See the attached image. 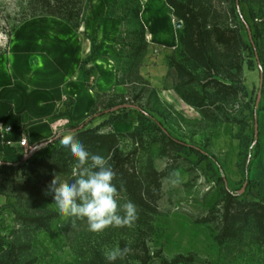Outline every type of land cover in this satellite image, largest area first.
Masks as SVG:
<instances>
[{"label": "rangeland", "instance_id": "374dc122", "mask_svg": "<svg viewBox=\"0 0 264 264\" xmlns=\"http://www.w3.org/2000/svg\"><path fill=\"white\" fill-rule=\"evenodd\" d=\"M83 1L77 6L79 15L70 21L85 45L76 83L92 89L95 99L78 130L119 133L117 142L107 147L83 145L110 165L116 157L128 156L143 179L152 167L165 172L159 210L152 215L135 204L138 218L133 226L110 227L100 234L89 231L86 220H77L73 227L71 219L59 215L49 192L54 177L67 183L75 179V159L54 135L30 147L17 162L2 165L0 191L11 202L0 206L1 252L15 245L23 264H138L147 247L152 264L179 254L192 255L184 264H264V244L252 223L219 244L215 236L220 219L196 222L222 207V191L229 182L230 154L212 152L215 129L231 125L241 143V170L249 169L264 150V0H190L206 18L207 28L218 24L237 29L243 40V45L227 48L211 38L210 69L183 51V26L177 27L176 49L149 40L144 0H109L96 30L86 15L91 0ZM162 1L172 8L175 22H183ZM37 7V0H0V57L13 31ZM169 91L170 100L165 98ZM174 171L180 173L176 185L171 183ZM233 191L240 199H264V186L248 178ZM118 192L121 205L130 201L125 191ZM125 247L131 251L123 259L106 260L105 251Z\"/></svg>", "mask_w": 264, "mask_h": 264}, {"label": "crops", "instance_id": "0c3cea01", "mask_svg": "<svg viewBox=\"0 0 264 264\" xmlns=\"http://www.w3.org/2000/svg\"><path fill=\"white\" fill-rule=\"evenodd\" d=\"M107 3L109 0L89 2L86 15L93 30L99 28L98 15ZM144 3L143 19L149 40L178 48L179 28L172 8L162 0ZM84 55L81 33L65 19L35 16L13 31L6 53L0 57V123L14 129L6 136L10 144L0 143V176L2 165L17 162L27 148L60 130L79 129L95 99L92 89L76 83ZM165 95L168 100L173 97L170 91ZM232 132L231 125L223 124L215 129L211 141L212 152L230 154L227 188L233 191L246 178L264 186V150L253 159L249 169H239L241 143ZM22 134L28 139L27 147L20 145ZM10 202L11 197L0 191V206Z\"/></svg>", "mask_w": 264, "mask_h": 264}, {"label": "trees", "instance_id": "16d2710c", "mask_svg": "<svg viewBox=\"0 0 264 264\" xmlns=\"http://www.w3.org/2000/svg\"><path fill=\"white\" fill-rule=\"evenodd\" d=\"M173 8L175 14L183 20V33L181 36V45L183 51L194 63L199 64L205 69H210L212 60L207 52V46L211 38L220 45L227 48L243 45L242 37L237 29L223 28L218 24L207 28V21L199 11H195L192 1L166 0ZM83 0H37L38 7L33 10L35 16L51 15L71 21L79 15L78 4ZM40 9V11L38 10ZM40 13H39V12ZM39 13V14H36ZM182 98L194 106L200 105L191 101L188 97L181 94ZM76 138L82 144H91L99 147H107L115 142L119 133H101L98 128L77 130ZM174 141V140H172ZM13 164V163H12ZM5 166L11 165L9 163ZM116 176L113 183L118 190L127 193L130 201L144 212L155 215L158 213V201L162 196V180L165 172L151 168L143 179L138 175L134 162L127 157L118 156L111 164ZM222 209H213L211 216H205L198 219L197 223H210L220 219L222 226L219 229L215 240L219 244H224L226 240L237 235L238 231L246 225L252 223L259 233V240L264 244V199L262 201H248L240 199L234 191L225 188L222 191L221 198ZM218 217H215V215ZM182 254L177 255L172 260L164 259L160 264H184L191 260ZM138 264H152V255L150 250L137 257ZM0 264H23L19 248L15 245L8 247L0 253ZM125 264H131L126 261Z\"/></svg>", "mask_w": 264, "mask_h": 264}, {"label": "clouds", "instance_id": "9594fccd", "mask_svg": "<svg viewBox=\"0 0 264 264\" xmlns=\"http://www.w3.org/2000/svg\"><path fill=\"white\" fill-rule=\"evenodd\" d=\"M59 143L68 148L75 159L72 166L73 182H60L54 177L49 185L54 203L63 219H71L72 226L77 220H86L88 230L100 234L110 227H131L138 218L137 209L131 201L122 205L118 202L119 192L113 180L115 172L108 160L91 154L76 138L71 129L56 133ZM171 183H180V173H171ZM130 248H115L105 251L106 260L114 262L123 259Z\"/></svg>", "mask_w": 264, "mask_h": 264}, {"label": "built area", "instance_id": "2783aa9c", "mask_svg": "<svg viewBox=\"0 0 264 264\" xmlns=\"http://www.w3.org/2000/svg\"><path fill=\"white\" fill-rule=\"evenodd\" d=\"M13 128L9 125H6L4 123H0V143L3 145V146H8L10 143L9 141L6 139V136L8 134H10L11 132H13ZM20 145L22 147H27L28 146V139L25 135H21V139H20ZM28 151V148L26 149V152L27 153Z\"/></svg>", "mask_w": 264, "mask_h": 264}, {"label": "water", "instance_id": "95a60500", "mask_svg": "<svg viewBox=\"0 0 264 264\" xmlns=\"http://www.w3.org/2000/svg\"><path fill=\"white\" fill-rule=\"evenodd\" d=\"M176 26L177 27H182L183 26V22L180 20V21H178L177 23H176ZM77 130H74V132H76ZM255 132H256V134L258 135V122H257V120H256V123H255ZM33 152H34V149H32L27 155H26V157H29V156H31L32 154H33Z\"/></svg>", "mask_w": 264, "mask_h": 264}]
</instances>
